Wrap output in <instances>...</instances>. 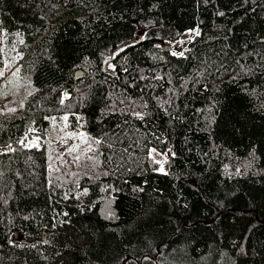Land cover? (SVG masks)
I'll return each mask as SVG.
<instances>
[{
    "label": "trees",
    "instance_id": "trees-1",
    "mask_svg": "<svg viewBox=\"0 0 264 264\" xmlns=\"http://www.w3.org/2000/svg\"><path fill=\"white\" fill-rule=\"evenodd\" d=\"M0 71V264H264V0H0Z\"/></svg>",
    "mask_w": 264,
    "mask_h": 264
},
{
    "label": "rangeland",
    "instance_id": "rangeland-1",
    "mask_svg": "<svg viewBox=\"0 0 264 264\" xmlns=\"http://www.w3.org/2000/svg\"><path fill=\"white\" fill-rule=\"evenodd\" d=\"M198 32L188 31L181 36L176 42H167L166 48L171 50L172 53L178 57L185 54L188 49L189 43L197 36ZM142 37V34L139 35ZM182 53V55H181ZM116 57V52H109L104 55L105 63L108 68ZM9 75V73H8ZM67 117L65 120L64 118ZM70 133H75V136H69ZM83 134V136H81ZM28 148L47 149L49 153V165L52 169H57L59 164L67 163L69 160H76L81 157H89L94 154V142L86 134L80 126L73 127L70 122L69 116H62V118L55 122L52 129L44 133L41 129L31 128L22 143ZM75 149L69 151V149ZM173 156V151L169 150L162 154L158 151H150V157L156 164L157 171L163 174L170 172L169 159ZM161 167L163 171H161Z\"/></svg>",
    "mask_w": 264,
    "mask_h": 264
},
{
    "label": "snow or ice",
    "instance_id": "snow-or-ice-1",
    "mask_svg": "<svg viewBox=\"0 0 264 264\" xmlns=\"http://www.w3.org/2000/svg\"><path fill=\"white\" fill-rule=\"evenodd\" d=\"M174 55H175V53H174ZM181 55H182V53H181ZM6 67H7V65H5ZM4 75V73H3V71H0V77H2ZM11 111H15V109H10ZM65 120L67 119V117H65L64 118ZM76 134L75 133H70L69 134V136H75ZM81 136H83V134H81ZM21 143H23L22 141H21ZM96 143H99V141H96ZM73 150H75L74 148L73 149H69V151H73ZM153 151H155L154 149H153ZM161 171H163V168L161 167Z\"/></svg>",
    "mask_w": 264,
    "mask_h": 264
},
{
    "label": "water",
    "instance_id": "water-1",
    "mask_svg": "<svg viewBox=\"0 0 264 264\" xmlns=\"http://www.w3.org/2000/svg\"><path fill=\"white\" fill-rule=\"evenodd\" d=\"M84 76V73L82 71L77 73V78L80 79Z\"/></svg>",
    "mask_w": 264,
    "mask_h": 264
}]
</instances>
